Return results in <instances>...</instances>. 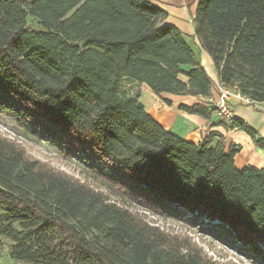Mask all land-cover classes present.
I'll return each mask as SVG.
<instances>
[{
	"label": "trees",
	"instance_id": "16d2710c",
	"mask_svg": "<svg viewBox=\"0 0 264 264\" xmlns=\"http://www.w3.org/2000/svg\"><path fill=\"white\" fill-rule=\"evenodd\" d=\"M167 13L152 0H0V96L36 128L84 150L86 178L106 192L29 158L0 135V236L9 257L27 264H219L188 235L147 220L142 212L190 228L200 218L251 256L264 259V169H237L220 133L197 144L165 129L140 103L146 86L193 98L177 110L238 130L264 150L244 121L218 115L213 81L252 103H264V0H200L194 37L161 25ZM7 104V105H6ZM218 118L213 121L214 115ZM218 228V227H213ZM192 229V228H191ZM264 262V261H263Z\"/></svg>",
	"mask_w": 264,
	"mask_h": 264
},
{
	"label": "rangeland",
	"instance_id": "374dc122",
	"mask_svg": "<svg viewBox=\"0 0 264 264\" xmlns=\"http://www.w3.org/2000/svg\"><path fill=\"white\" fill-rule=\"evenodd\" d=\"M188 44L191 46L190 41H188ZM124 88L132 92L140 90V87L135 85H132L130 88L129 86H124ZM182 100L186 101L184 99ZM171 101L173 105L176 106L179 100ZM140 103L146 109H149L150 102L148 94L144 91L141 92ZM169 131L176 134L173 129ZM0 135L18 143L29 158L44 163L55 170L71 175L76 179L87 182L104 192H106V190L102 186L86 178L84 170L89 164H94L108 177L130 185L124 174L118 170L114 168H105L97 164L93 159L89 158L80 147L65 144L63 140L53 134L52 131L42 128L38 129L26 118V116H20L15 111L6 109L5 101L1 96ZM132 209L138 210L148 221L155 225H159L173 232H180L188 235L202 248L203 252L208 257L219 264H264V259L262 261L259 257L251 256L242 246L230 239L229 236L220 229V223L218 222H209L206 219L200 218L193 227L190 226V228H188L183 226L181 222L165 219L151 212L144 213L140 210L139 204L136 202H133ZM11 245L12 243L8 239L0 236V264H27L10 259L9 251Z\"/></svg>",
	"mask_w": 264,
	"mask_h": 264
},
{
	"label": "crops",
	"instance_id": "0c3cea01",
	"mask_svg": "<svg viewBox=\"0 0 264 264\" xmlns=\"http://www.w3.org/2000/svg\"><path fill=\"white\" fill-rule=\"evenodd\" d=\"M200 0H152V3L167 13V18L161 25H172L179 29L183 34L194 37L195 26L192 18L194 17ZM191 46L198 51L201 63L208 76L213 81V88L218 85L217 74L208 55L200 49L196 38L191 41ZM148 94L150 106L145 110L151 114L165 129L174 130L176 135L186 141L197 144L208 133H220L224 139V149L227 152L230 146L240 147V151L234 156V165L237 169L246 166H253L264 169V150L256 148L248 135L238 130H225L222 127H211V123L198 118L194 115H187L177 110L179 104L190 105L195 100L193 98H179L163 95V98L178 101L176 106L165 107L150 93L144 85L140 86L141 92ZM218 98L215 89H212L213 101ZM182 99L186 100L183 101ZM213 104V103H212ZM232 117L240 119L253 128L258 135L264 139V103H254L248 105L242 101L231 98L228 101ZM175 106V107H174ZM214 106V104H213ZM218 118L214 115L213 121Z\"/></svg>",
	"mask_w": 264,
	"mask_h": 264
},
{
	"label": "built area",
	"instance_id": "2783aa9c",
	"mask_svg": "<svg viewBox=\"0 0 264 264\" xmlns=\"http://www.w3.org/2000/svg\"><path fill=\"white\" fill-rule=\"evenodd\" d=\"M213 89L216 90L218 98L216 101H213L212 99H210L209 102L214 104V107L217 110L218 115L221 117H224V118L232 117V112L228 104V101L231 98L242 101L248 105L254 104L249 99L242 97L236 90L226 88L220 85L219 83Z\"/></svg>",
	"mask_w": 264,
	"mask_h": 264
}]
</instances>
